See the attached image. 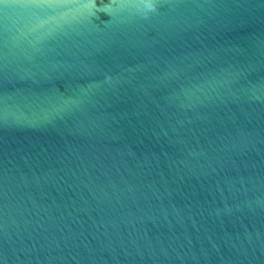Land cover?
<instances>
[{
	"label": "water",
	"instance_id": "95a60500",
	"mask_svg": "<svg viewBox=\"0 0 264 264\" xmlns=\"http://www.w3.org/2000/svg\"><path fill=\"white\" fill-rule=\"evenodd\" d=\"M0 264H264V0H0Z\"/></svg>",
	"mask_w": 264,
	"mask_h": 264
}]
</instances>
